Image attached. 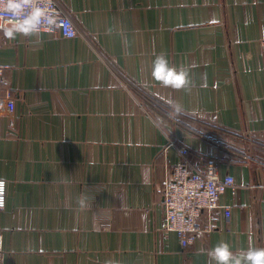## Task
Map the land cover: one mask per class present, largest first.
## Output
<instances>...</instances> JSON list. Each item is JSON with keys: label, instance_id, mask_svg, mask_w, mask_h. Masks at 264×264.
I'll use <instances>...</instances> for the list:
<instances>
[{"label": "crops", "instance_id": "1", "mask_svg": "<svg viewBox=\"0 0 264 264\" xmlns=\"http://www.w3.org/2000/svg\"><path fill=\"white\" fill-rule=\"evenodd\" d=\"M56 1L76 37L0 32L15 101L0 116L4 264H208L198 250L221 240L264 248V0ZM161 53L195 66L189 93L141 86ZM240 138L263 160L238 157ZM181 147L236 183L220 198L230 222L204 212L213 229L185 251L162 208Z\"/></svg>", "mask_w": 264, "mask_h": 264}, {"label": "built area", "instance_id": "2", "mask_svg": "<svg viewBox=\"0 0 264 264\" xmlns=\"http://www.w3.org/2000/svg\"><path fill=\"white\" fill-rule=\"evenodd\" d=\"M52 12L58 18V26L49 31L47 26L41 28L47 32H58L61 38L69 39L76 37L79 33L68 13L56 0H44ZM261 49L264 57V39L261 40ZM0 91L6 92L5 97L0 96V116L2 111L11 115L15 111V101L11 99V86L4 75V66H0ZM174 144L170 143L168 147ZM181 155L180 163L176 164L171 172L170 178L166 180L162 202L164 213L163 231L175 233L180 240L183 251L198 237L212 231L213 227L202 228L201 216L204 212L213 213L222 210L226 221L231 219V207L220 205L221 196L228 190H235V179L226 175L220 177L218 163H204L200 160L192 163L188 148H179ZM5 181L4 198L0 202V212L7 206V181ZM152 230L151 223L147 226ZM4 246L0 232V264H4Z\"/></svg>", "mask_w": 264, "mask_h": 264}, {"label": "clouds", "instance_id": "3", "mask_svg": "<svg viewBox=\"0 0 264 264\" xmlns=\"http://www.w3.org/2000/svg\"><path fill=\"white\" fill-rule=\"evenodd\" d=\"M47 26L49 31L58 26V18L44 0H0V32L9 41L17 38H34L41 34V28ZM109 35L112 29L108 30ZM125 40V54L127 51ZM194 65L181 64L173 66L166 54H158L151 61V83L143 81L142 87L149 89L158 84L162 88L173 89L189 93L194 86ZM264 70V69H258ZM245 68V72H250ZM180 106L177 105V111ZM5 181L0 179V202L4 198ZM76 204L79 210L88 208L89 197H77ZM198 254L208 257V264H264V248L256 247L249 241L246 248L233 251L232 246L225 240L217 242L210 249H199ZM104 264H121L116 259L105 260Z\"/></svg>", "mask_w": 264, "mask_h": 264}, {"label": "rangeland", "instance_id": "4", "mask_svg": "<svg viewBox=\"0 0 264 264\" xmlns=\"http://www.w3.org/2000/svg\"><path fill=\"white\" fill-rule=\"evenodd\" d=\"M237 141H238L239 147L243 149V151H240V150L237 151V154H239L238 157H240L243 160H250V161L255 160V158L260 161L263 160L260 155H256L252 153L253 151L250 146L251 141L247 140V138H240ZM226 156H229V155H226Z\"/></svg>", "mask_w": 264, "mask_h": 264}]
</instances>
